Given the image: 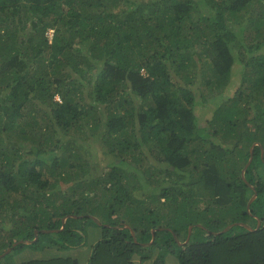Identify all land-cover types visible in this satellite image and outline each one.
Segmentation results:
<instances>
[{"label":"trees","instance_id":"trees-1","mask_svg":"<svg viewBox=\"0 0 264 264\" xmlns=\"http://www.w3.org/2000/svg\"><path fill=\"white\" fill-rule=\"evenodd\" d=\"M5 143L0 264H264V0H0Z\"/></svg>","mask_w":264,"mask_h":264},{"label":"rangeland","instance_id":"rangeland-1","mask_svg":"<svg viewBox=\"0 0 264 264\" xmlns=\"http://www.w3.org/2000/svg\"><path fill=\"white\" fill-rule=\"evenodd\" d=\"M93 73H96V71H94ZM233 83H235V84L234 85L231 84V87H232L231 88V92L237 90V87L239 86V83H240L239 76H238V80H236ZM85 94H86V91H85ZM56 98L58 99V97H56ZM90 101L91 100L88 99L89 103H90ZM93 104H96V103H93ZM100 111L102 113V114H100V116L102 115V117L103 116L105 117L104 109L100 108ZM104 117H103V119H105ZM15 139H17V138H15ZM10 146L11 145H9V143H5L4 145H0V147H3V148H8ZM71 147H72L73 150H76L78 148L83 149L82 151L81 150L80 151L83 153V155H85L86 159L89 160V162L92 164V168H96L98 166H99V168H102V166L106 167L107 163L109 161H111L110 156L107 155L106 157H104L103 153L101 154L100 151L98 152L96 149L89 147L84 141H80V140H75L74 141L73 140V142L71 144ZM258 165L259 166L257 167L258 169H257L256 172H258L259 175L264 179V164L262 162H260ZM94 171H96V172H91V173L88 174V176L86 178V181H90V179H92V180L96 179L95 175L99 174L100 171H98V168L94 169ZM60 186H61L62 190L65 191L70 185H67V184L62 182L60 184ZM79 192H80V190H79ZM78 195H80V194H78ZM249 195L251 196V194H249ZM84 227H85L84 233L86 235V239H85V242H84L83 246L79 248L80 252L78 253V256H77L78 262L80 264H86L87 263V261L89 259V256L91 254V251H92V247L95 246V244L103 236L102 227L99 226V225H96L92 221L85 222L84 223ZM47 252H49V251L46 250L44 253H47ZM29 255L30 254L24 253L22 255V257H27ZM35 256H36V254L34 255V257ZM155 262H156L155 259H151L150 261H146L144 263H138V264H155ZM164 263L165 264H179L178 257L176 255L172 254V253H168L167 252L166 256L164 258Z\"/></svg>","mask_w":264,"mask_h":264},{"label":"clouds","instance_id":"clouds-1","mask_svg":"<svg viewBox=\"0 0 264 264\" xmlns=\"http://www.w3.org/2000/svg\"><path fill=\"white\" fill-rule=\"evenodd\" d=\"M56 97H58V99L56 98V100H59L60 99V97L57 95ZM255 145H260L259 143H254L253 145H252V147H251V150H250V152L253 150V155H254V147H255ZM264 153H262V155H263ZM246 167V166H245ZM254 195H256V194H254ZM254 195L252 196H250V201L248 202V205L250 204V207H251V205H252V203L254 202V200H255V198H254ZM254 198V199H253ZM252 199H253V201H252ZM250 207H248L247 206V208H248V211H250ZM85 216H78V219H81V221L82 220H84L85 218H84ZM90 218H91V220H93V218H96V220H98V223H95V224H97V225H99V226H101L102 225V223H101V220L98 218V217H96V216H89ZM64 219H66V221H67V218H64ZM66 221H62L63 222V224L64 223H66ZM94 221V220H93ZM85 222H87V221H82V224H84ZM259 224V226H260V223H258ZM246 225H248V224H246ZM191 226H193V228H194V225H191ZM190 226V227H191ZM249 226V225H248ZM127 228H130V226H126ZM189 227V228H190ZM47 232H49V230H46ZM45 231V232H46ZM153 231H157L156 229H154V230H152V234H153ZM192 231H193V229H192ZM132 233H134L133 235L134 236H136V234H135V232L134 231H132ZM156 233V232H155ZM192 234V233H191ZM38 235V234H37ZM37 235H36V237H37ZM188 235H189V231H188ZM190 237H191V235H190ZM83 238H84V240L86 239V235H85V233H83ZM102 238V237H101ZM101 240V239H100ZM99 240V241H100ZM154 240H155V235H154V238L152 237V240L149 242V243H147V244H144L145 246H150L153 242H154ZM190 240V239H189ZM25 242H29V243H25ZM85 242V241H84ZM189 241H188V237H187V240H186V242H185V244L186 243H188ZM20 243H24V244H30L31 242L30 241H25V240H21L20 242H18V243H15L11 248H8L4 253H2L1 255L2 256H6V255H8L9 253H11L12 252V250H13V248L14 247H16L17 246V244H20ZM84 244V243H83ZM179 244H183V245H185L184 243H179ZM10 249V252H7L8 250ZM45 253L43 252V253H41V256H43ZM0 255V256H1ZM1 256V257H2Z\"/></svg>","mask_w":264,"mask_h":264},{"label":"water","instance_id":"water-1","mask_svg":"<svg viewBox=\"0 0 264 264\" xmlns=\"http://www.w3.org/2000/svg\"><path fill=\"white\" fill-rule=\"evenodd\" d=\"M252 160H253V150L251 151V157H250V159H249V161H248V163H247V165H246L244 171L242 172V176H243V177H244V174H245V170L248 168V166L250 165V163L252 162ZM256 196H257V194L254 195V198H256ZM254 198H253V199H254ZM253 199H252V201H253ZM248 207H250V204L248 205ZM93 220H94L96 223H98V220H96V218H93ZM64 221H66V219H63V222H64ZM98 224H99V223H98ZM240 225L246 227V228L249 229V230H252V228H251L250 226L246 225V224H240ZM232 227H233V225H230V226L227 227L224 231L229 230V229H231ZM258 227H259V224H258ZM192 229H193V226H191V227L189 228L188 241H189V239H190V235H191V233H192ZM46 232H47V231H46ZM155 232H156V231H153V238H154ZM35 234L37 235L38 232H36ZM132 234H134V233H132ZM25 243H29V242H25ZM7 252H10V249H9ZM1 256H2V255H1ZM1 256H0V257H1Z\"/></svg>","mask_w":264,"mask_h":264}]
</instances>
